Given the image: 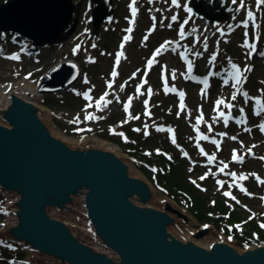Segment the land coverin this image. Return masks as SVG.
<instances>
[{"label":"rangeland","instance_id":"1","mask_svg":"<svg viewBox=\"0 0 264 264\" xmlns=\"http://www.w3.org/2000/svg\"><path fill=\"white\" fill-rule=\"evenodd\" d=\"M6 1L0 0V4ZM74 1L77 3L78 21L72 32L63 41L40 47L33 51L32 56L28 57L22 54L18 59L10 60L0 56V72L3 79L8 82L26 80L28 83L35 84L41 75L58 62L71 60L80 65L82 74L78 81L61 92L45 93L38 99L46 106L50 113L49 120L60 134L76 140L85 139L88 135L109 141L120 148L119 153L125 160H130L135 165V167L133 166L134 175H144L150 179L141 169V165L145 166V162L141 161V158H137L135 155L138 154L133 150L138 147L139 151L143 149L147 154H150V151L155 153L157 152L155 150L160 148L162 150L160 155L164 154L166 147L175 150L176 137L175 143H173V135L170 131L174 129L179 134L180 142L184 143V146L193 155L192 158H183L182 160L189 183H194L190 179V175L193 173L192 176L196 177L194 173L202 168L204 162L212 165L216 170L217 166L222 164L220 161L227 164L226 171H234L236 174H247L248 171L259 169V174L264 179L262 173L264 169V132L261 130L264 123V112L257 115L256 103L257 99L264 101V42L259 43L257 52L255 49L256 53L244 47L245 43L257 46L259 38L264 36V6L263 8L256 7L257 0H245L244 8H240L235 3L233 6L235 10L229 14V21L233 20L232 15L236 14L237 18L234 19L236 25L228 29L227 34H224L227 30L226 23L223 24V27H218L204 23L199 17L191 16L185 10V5L188 7L187 0H179L180 8H176L171 0H166L169 6H163L162 9L158 7V4H152V2L160 0H151V2L150 0L147 2L136 0L137 15L134 25L130 23L133 19L130 8L132 0H113L114 15L110 20L101 23L100 33L96 37L92 20H90L93 10L89 7V0ZM161 3L163 4V2ZM231 3L232 0H228L229 6ZM249 10L254 13L255 21L248 20L247 12ZM173 15L178 16L176 22L171 20ZM190 16L191 18H189ZM152 17L156 18L155 21ZM185 19H188L187 24L183 23ZM246 20L248 27L244 28L242 25ZM169 24L172 26L168 27ZM153 26H155V30H152ZM181 26L185 30L184 38L179 36ZM129 28H132L131 32L127 31ZM0 37H5V35L1 33ZM125 37H130V39L126 41ZM145 37L147 38L145 39ZM197 38H199V42H197ZM12 41L19 51L20 45L14 40ZM169 41L173 43L168 44ZM79 43H84V45L77 51L75 49ZM120 43H123L124 46L121 47ZM166 43L167 46L176 45V47L162 48ZM205 43H207V50L204 48ZM184 45H197L202 50L198 52L203 53V56H199L198 60L195 55L189 54L193 67L197 64V70L191 74L202 77L210 73L211 67L214 68L211 87L205 86L201 82H194L193 77L186 75L189 73L188 66L187 63L182 62L181 56L184 52ZM119 49L123 50L124 56L127 55V57L119 70L121 72L120 84L115 87L116 93H112L111 97L107 98L105 96L106 85L112 71H115L114 67L117 65L115 61ZM157 50H160L159 55H155ZM195 51L192 50L191 54H194ZM213 55H216L214 62L211 61ZM147 59L153 60L150 68ZM233 63L239 66L241 72L245 67L251 69L248 72H243L246 79L239 86L242 97L236 96L235 100H232V95L237 88L236 85L233 87L235 84L234 70L231 67ZM173 72H175L174 79ZM24 73H30L31 77L25 79ZM152 76L155 77L154 81L151 80ZM165 78L167 79L166 86ZM143 79H146L147 83L144 84ZM124 82L127 84L122 87ZM182 87L186 89V92L188 91L183 110L178 102L177 93L182 90ZM245 88L248 90L249 99H246L242 94ZM149 89H151V95H149ZM86 95L90 96L91 100L86 99ZM102 96H105V99L111 103L106 106L102 105V108L98 110L97 99ZM218 99H224L226 104L233 105L231 110L223 104L219 106V111L225 114L233 113L234 121L232 118L230 119L232 121L230 128L225 127L224 118L218 115L216 109ZM129 100H131L130 105ZM145 101H147V107ZM89 103H91V107H88ZM127 107H129L128 110ZM241 108L249 113L250 121L247 125L237 122L241 120ZM201 113L203 121L197 125V117ZM87 114L98 119H85ZM163 114L165 115L162 117ZM137 115H140L139 119L134 118ZM159 125H162V129L159 128ZM208 125H211V131H209ZM197 128L199 131H209L208 133L216 135L217 142L221 135L226 134L225 144L218 143L219 147H217V144L197 139L195 137H199ZM201 149H203V153L214 155L215 160L211 162L207 160ZM235 151H240V157L249 160L247 166L246 163L239 164L232 161V153ZM179 155L182 158L181 153ZM198 157L200 165L196 166ZM208 168L204 167L203 170L209 171ZM166 169L167 177H172L171 170L167 166ZM182 173L185 174V172ZM218 176H223V174ZM201 177L197 176L198 183L194 184L199 186V190H197L200 194L209 198V204L200 211L202 213L205 210L206 213L203 215H206L207 218H201L193 211L192 208L196 207L195 202H191L192 208L187 201L182 204L178 203L177 199L157 186L155 178L150 179V182L157 191V197L159 195L168 196L190 214V221L193 224L188 226L190 225L188 223L183 228L178 226L180 231L189 230L190 233H193L195 229L209 225L214 236L220 238L224 236L226 239L232 236L233 240L230 241L237 248L242 249L244 244L241 241L246 236L237 235V233L247 232L248 229L255 232L254 223L258 227L259 220L264 222V203L258 200V195L264 194V185H255L252 182L245 187L246 184L243 183V180L240 184L239 179L226 177V185L219 187L216 177L212 176V173ZM240 185L246 192L239 189ZM248 190L259 192H254L255 196L250 197ZM225 192L230 195L225 196ZM237 199L241 200L237 201ZM9 200L10 197L0 191V229L4 223L10 222L8 216L3 212L4 206L9 203ZM159 201L156 200L155 204L159 205ZM54 213L74 224L77 223L79 228L85 230L86 235L91 237L85 227V222L77 216L75 217L74 214L68 215L59 211H54ZM238 216L241 218L237 219ZM175 229L179 231L176 227ZM259 229V233H264V227ZM209 232L206 236H210ZM0 244L3 251L6 249L10 252L15 250L21 252L23 257L20 261H25L24 264L35 263L38 258L34 252L17 245H11V247L7 245L6 247L2 243ZM11 254L16 256L17 253ZM0 264L12 263L0 261Z\"/></svg>","mask_w":264,"mask_h":264},{"label":"water","instance_id":"2","mask_svg":"<svg viewBox=\"0 0 264 264\" xmlns=\"http://www.w3.org/2000/svg\"><path fill=\"white\" fill-rule=\"evenodd\" d=\"M187 1L208 24H221L235 9L228 0ZM89 6L97 37L114 14L113 0H89ZM76 12L74 0H7L0 4V31L39 48L66 38ZM80 75L74 61L58 62L38 89L58 93ZM1 94L0 191L10 197L4 206L10 222L0 229V241L34 252L33 264H264V242L239 249L227 240L202 241L210 226L177 231L178 223L191 224L190 216L165 199L156 205L153 184L134 175L116 148L58 133L47 110L21 86ZM54 211L82 219L91 237Z\"/></svg>","mask_w":264,"mask_h":264},{"label":"snow or ice","instance_id":"3","mask_svg":"<svg viewBox=\"0 0 264 264\" xmlns=\"http://www.w3.org/2000/svg\"><path fill=\"white\" fill-rule=\"evenodd\" d=\"M150 2H151V0H150ZM236 2H237V0H232V3H233V4H235ZM171 3H172L176 8H180V7H181V4L179 3V0H171ZM135 5H136V0H132V3H131V5H130V8H131V14H132L133 19L130 21V23L133 24V25L135 24V17H136V15H137V8H136ZM261 5H264V0H257V7L259 8ZM244 7H245V5H244L243 0H240V8H244ZM185 10H186L188 13H191V11H192L191 8H190V7H187L186 5H185ZM157 11H160V10L157 9ZM247 17H248V20L255 21V15H254V13H253L251 10H249V11L247 12ZM189 18H190V17H189ZM152 19H153V21H155L156 18H155V17H152ZM177 19H178V16H177V15H173V16L171 17V20H172L173 22H176ZM183 23H184V24H187V23H188V19H185V20L183 21ZM171 26H172L171 24L168 25V27H171ZM242 26H243L244 28H247V27H248V21H247V20L244 21ZM152 30H155V26H153V29H152ZM127 31H128V32H131V31H132V28L127 29ZM245 35L247 36V32L245 33ZM179 36H180L181 38H184V37H185V30H184L183 26H182V27L180 28V30H179ZM146 38H147V37H145V39H146ZM128 39H130V37H125V40H126V41H127ZM197 42H199V38H197ZM171 43H173V42H171V41L168 42V44H171ZM164 47H167V45H163V46H162V48H164ZM177 47H179V44H177ZM244 47H247V48L251 49L253 52H255V49H256V45H255V44H248V43H245ZM204 48H205V50H207V43L204 44ZM159 54H160V50H157V52H156L155 55H159ZM250 54H251V53H250ZM120 55H122V53H121ZM195 55L199 56V55H202V54L199 53V52H197V53H195ZM18 58H19V57H17V56H13V57H12V59H18ZM183 58L187 61L188 72L191 73L192 68H193V63H192V61H188V60H187V55H183ZM215 60H216V55H213V56L211 57V61L214 62ZM152 63H153L152 60H150V61L148 62V67H149V68L151 67ZM116 64H117V66L119 65V58H117ZM231 67H232V69L234 70V71H233V75H234V77H235V85L237 86V92H241V88H240L239 86H241V85L244 83V80L246 79V77L243 76V72H248V71H250L251 69H250L249 67H245L244 70H243V72H241L239 66L236 65V64H234V63L231 65ZM112 75H113V77H115V76L117 75V73H116L115 71H113ZM172 77H173V79L175 78V72L172 73ZM186 78H187V77H186ZM145 82H146V81H145ZM164 82H165V86H166V85H167V79H166V78L164 79ZM203 83L205 84V86H207V80H204ZM225 83H227V81H225ZM109 87H111V84H109ZM173 90H174V89H173ZM148 92H149V95H151V89H149ZM141 94H142V93H141ZM242 94H243V96H244L245 98H248V93H247V92H243ZM106 95H107V93H105V96H106ZM179 95H180V97H181V105H180V107H181V110H183V109H184V104H183V96H184V93H183V92H180ZM105 96H102V97L100 98V100L97 101V103H96V107H97L98 110H100V109L102 108V105H103V106H106L107 104L111 103V101L105 99ZM85 98L88 99V100H91V97H90V96H87V95H86ZM235 99H236V94L234 93V94L232 95V100H235ZM256 103H257V115H259L261 112H264V101H262V100H260V99H257V100H256ZM130 104H131V100H129V105H130ZM222 104H223L226 108H228L229 110H231V109L233 108V105H232L231 103H227V104H226L224 99H218V100L216 101V109H217V111H218V115H219V117L224 118V123H225V125H227L228 120H229L231 117H230V115H226L224 112L219 111V106L222 105ZM91 106H92L91 103H89L88 107H91ZM145 106L147 107V101H145ZM240 112L243 113V112H244V109L241 108V109H240ZM146 114H150V113H146ZM93 118H97V117H93L92 115H88V116L85 117V119H93ZM134 118H135V119H139L138 116H137V117H134ZM97 119H98V118H97ZM202 121H203V114L201 113V115H200L199 117H197V125H199ZM237 122H238V123H246V120H240V121H237ZM208 129H209V131H211V125H208ZM261 130L264 131V125L261 126ZM137 131H139V129H137ZM170 131H171V130H170ZM197 131H199L198 128H197ZM172 139H173V143H175V135H173V138H172ZM200 139H208V137H207V136H204L203 134H201V135H200ZM233 139H235V137H233ZM212 143L217 144V147H219V144H218L217 141L213 140ZM201 152L203 153V149H201ZM203 154H204V155H207V153H203ZM185 155H187V153H185ZM233 159H234V160H240V161L242 162V157H239V156L235 155V153H234V155H233ZM209 160H210V162H211V161H214V160H215V156L213 155V156L209 157ZM221 163H223V162H221ZM225 168H227V164H224L223 167H221L220 171L223 172ZM232 175H233V177H235V173H232ZM201 179H204V177H201ZM238 179H239V180H245V179H247V177L241 175V176L238 177ZM219 183H220L221 186H223V182H222V181L219 182ZM241 190L244 191L245 189L241 188ZM224 195H225V196H229L230 193L225 192ZM233 199H235V197H233ZM261 226L264 227V225H261ZM0 243H3V241H0ZM9 247H11V245H9Z\"/></svg>","mask_w":264,"mask_h":264},{"label":"trees","instance_id":"4","mask_svg":"<svg viewBox=\"0 0 264 264\" xmlns=\"http://www.w3.org/2000/svg\"><path fill=\"white\" fill-rule=\"evenodd\" d=\"M138 155L137 158H141L147 166L156 163H162V167L159 169L152 170L150 167H145L141 165V169H143L144 173L148 175L150 179L155 178L157 181V186H159L162 190H164L168 195L178 200L179 203H185L187 201L188 205L191 207V202H195L196 207H191L193 211L201 216V218H207L206 215H203L205 210L200 212L203 208H205L209 204V198L199 193V191L195 188V186L188 182L186 169L183 167L182 160L178 155H175V161H171L170 167L168 168L172 177H167V169L166 166L169 164V158L164 156L156 155L151 152L150 154L145 153V151H136ZM135 153V154H136ZM164 166V167H163ZM182 172H185L183 174ZM224 202V201H222ZM226 205V204H225ZM203 216V217H202ZM241 218L240 216L237 217ZM258 228L254 223V229ZM246 234V239L251 237V230L248 229ZM264 237V236H263ZM17 253L16 256L11 253ZM14 252H10L5 249L0 253V260L2 262H11L19 263V260L22 259L23 254L17 250Z\"/></svg>","mask_w":264,"mask_h":264},{"label":"bare ground","instance_id":"5","mask_svg":"<svg viewBox=\"0 0 264 264\" xmlns=\"http://www.w3.org/2000/svg\"><path fill=\"white\" fill-rule=\"evenodd\" d=\"M224 78V77H223ZM13 85H15V86H21L24 90H26V91H28V92H31V93H33L35 96H34V98H35V101H37V102H39V98H40V96L43 94V93H41L40 91H39V89H38V87H39V85H38V83H35V84H32V83H28V82H26V81H24V80H21L20 82H13L12 84H0V97L2 96V94H1V92H3L5 89H7V87H9V86H13ZM40 103V102H39ZM40 105H42V107H44V109H46V106L45 105H43V103H40ZM47 110V109H46ZM47 113H48V117H49V115H50V113L48 112V110H47ZM49 119H50V117H49ZM53 128L58 132V133H60L54 126H53ZM198 133H205V131L204 130H201V131H197ZM66 137V136H65ZM88 137V138H87ZM67 138H69V137H67ZM86 138L87 139H93V137H91V136H86ZM85 138V139H86ZM69 139H72V138H69ZM94 139H96V140H98V141H100V142H102V143H104L107 147H109V148H111V149H115L116 148V150L117 151H120V148L117 146V145H115V144H113V143H111V142H107V141H103V140H101L100 138H94ZM73 140H76V139H73ZM222 144H225V137H223V141H222ZM117 147H118V149H117ZM126 155V154H125ZM127 157V156H126ZM127 162L132 166V168H134L135 167V165L130 161V160H127ZM223 162V161H222ZM220 163H221V161H220ZM224 165V163H222V164H219L218 166H223ZM134 166V167H133ZM209 167H211V168H213V166L212 165H209ZM144 176V175H143ZM156 189L154 188V200L156 201H159V200H161V199H165V200H168V201H170L171 203H176V202H174L171 198H169L168 196H165V195H159L158 197H157V194H156ZM158 198V199H157ZM178 209L180 210V211H182L183 213H185V214H187V215H189L190 216V214L187 212V211H185L182 207H178ZM76 217V216H75ZM81 221H83L82 219H81ZM181 221H183V220H181ZM193 224V222L190 224V225H188V224H186V223H178V225H175V227L180 231V229H179V227H185L186 225H188V226H191ZM76 225H78L77 223H76ZM179 226V227H178ZM187 226V227H188ZM78 227H80L79 225H78ZM85 227H86V229H87V225L85 224ZM205 226H202L201 228H198L199 230H201L202 228H204ZM214 228V227H213ZM198 229H195L193 232H197V231H199ZM191 230V229H190ZM180 232H184V233H188V234H190V232H189V230H185V231H180ZM211 232V233H210ZM209 232V234H210V236L208 235V236H206L205 238H204V242H210V241H212V240H228V238L226 239V238H224V236H222L221 238L220 237H216V236H214L213 235V230H211ZM212 235V236H211ZM210 237V238H209ZM251 245H254V244H257V243H250ZM244 248V247H243Z\"/></svg>","mask_w":264,"mask_h":264},{"label":"flooded vegetation","instance_id":"6","mask_svg":"<svg viewBox=\"0 0 264 264\" xmlns=\"http://www.w3.org/2000/svg\"><path fill=\"white\" fill-rule=\"evenodd\" d=\"M262 125H264V123L262 124ZM264 132V131H263ZM248 162H249V160L247 159V158H245V160H244V162L243 163H240V164H244V163H246V166H247V164H248ZM244 166V165H243ZM259 170V169H258ZM258 170H255V171H257L258 173H259V171ZM262 173L264 174V169L262 170ZM241 175H243V176H246L247 177V179H245V180H243V183L244 184H246L245 185V187H247V186H249V185H247V184H249V183H252V182H254V184L255 185H259V184H263L264 185V179L263 178H261V175L260 174H258V176L256 177V176H254V173H253V171H248L247 172V174L246 173H239V176H241ZM238 176V177H239ZM264 177V176H263ZM238 180V179H237ZM239 182H240V184L242 183V180H238ZM242 187H241V185L239 186V189H241ZM250 189V188H249ZM245 192H246V190H244ZM254 192H259V191H252V190H248V195L250 196V197H254L255 195H253V193ZM258 197H259V199L258 200H260V202L261 203H264L263 201H264V194L263 195H258ZM240 198V197H239ZM241 199H237V201H240ZM227 201V200H226ZM264 211V210H263ZM260 229L259 228H255V232H252V233H256L257 235H261V233H259L258 231H259ZM251 233V234H252ZM237 235H244V236H248L247 234H246V231H243V232H239V233H237ZM253 235V234H252ZM251 235V236H252Z\"/></svg>","mask_w":264,"mask_h":264}]
</instances>
